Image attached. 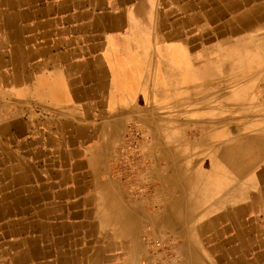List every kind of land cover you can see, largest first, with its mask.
<instances>
[{
	"label": "crops",
	"instance_id": "0c3cea01",
	"mask_svg": "<svg viewBox=\"0 0 264 264\" xmlns=\"http://www.w3.org/2000/svg\"><path fill=\"white\" fill-rule=\"evenodd\" d=\"M224 67L264 84V0H0V264H179L141 240L171 207L201 228L187 264H264V114L229 136Z\"/></svg>",
	"mask_w": 264,
	"mask_h": 264
},
{
	"label": "bare ground",
	"instance_id": "6f19581e",
	"mask_svg": "<svg viewBox=\"0 0 264 264\" xmlns=\"http://www.w3.org/2000/svg\"><path fill=\"white\" fill-rule=\"evenodd\" d=\"M207 1V0H206ZM247 1V0H246ZM231 3V2H230ZM239 3V2H238ZM242 4V3H241ZM232 5V4H230ZM224 8V7H223ZM236 8V6L234 7ZM227 9V8H226ZM231 9V8H230ZM242 9V8H240ZM221 11V10H219ZM221 15V14H220ZM225 16V15H224ZM218 17V16H217ZM236 18V17H234ZM233 19V18H232ZM233 21V20H232ZM228 25V24H227ZM30 27V26H29ZM230 27V26H229ZM223 30V29H222ZM223 34V32H222ZM228 35V34H227ZM195 40V39H194ZM195 42V41H194ZM189 44V43H188ZM192 46V45H191ZM213 54V53H212ZM211 54V55H212ZM215 58V57H214ZM216 61V60H215ZM217 62V61H216ZM215 62V63H216ZM214 63V62H213ZM219 66V65H218ZM187 90V89H186ZM188 91V90H187ZM186 91V92H187ZM200 95V94H199ZM198 95V96H199ZM196 96V95H195ZM204 96V95H203ZM211 97V96H209ZM197 99V98H195ZM194 100V99H193ZM208 113V112H207ZM203 114V113H202ZM206 114V113H204ZM209 114V113H208ZM231 128V127H230ZM254 139H252L253 142ZM257 144V142H256ZM220 145V144H219ZM223 145V144H222ZM218 147V146H217ZM216 147V148H217ZM240 147V146H239ZM238 147V148H239ZM215 148V147H214ZM231 149V148H230ZM250 149V146H249ZM214 150V149H213ZM220 150V149H219ZM237 150V149H236ZM239 150V149H238ZM215 151V150H214ZM221 151V150H220ZM230 151V150H229ZM237 152V151H236ZM235 152V153H236ZM222 153V151H221ZM224 154V153H223ZM237 154V153H236ZM220 155V154H219ZM241 155V154H240ZM227 156V155H226ZM229 156V155H228ZM237 156V155H235ZM244 156V155H243ZM242 157V156H241ZM216 158V157H215ZM231 158V157H230ZM233 159V157H232ZM229 160V159H228ZM244 160V159H242ZM224 161V160H223ZM202 162V161H201ZM225 162V161H224ZM240 162V161H238ZM244 163V162H243ZM249 163V162H248ZM235 164V163H234ZM242 164V163H241ZM246 164V163H245ZM243 164V165H245ZM251 164V163H250ZM230 165V164H229ZM246 166V165H245ZM232 167V166H231ZM236 167V166H235ZM240 167V166H239ZM243 167V166H242ZM234 168V167H232ZM241 169V168H240ZM237 172V171H236ZM263 172V170H262ZM246 173V172H245ZM261 173V172H260ZM256 174V173H255ZM262 174V173H261ZM237 175V174H236ZM235 175V176H236ZM249 175V174H248ZM247 175V176H248ZM257 175V174H256ZM251 176V175H250ZM249 176V177H250ZM238 178V177H237ZM235 181V179H233ZM246 180V179H245ZM264 180V179H263ZM236 182V181H235ZM244 182V181H242ZM60 183V182H59ZM260 183V182H259ZM254 184V183H253ZM241 185V184H240ZM245 186V185H244ZM246 187V186H245ZM262 187V186H261ZM260 188V187H259ZM249 189V188H247ZM229 191V190H228ZM233 191V188H232ZM250 192V191H249ZM255 192V191H254ZM263 192V191H262ZM230 193V192H229ZM228 193V194H229ZM233 194V193H232ZM242 194V193H241ZM231 196V195H230ZM234 196V195H233ZM250 196V195H249ZM234 203V202H233ZM246 203V202H245ZM168 205V204H167ZM166 205V206H167ZM248 205V204H247ZM177 206V205H176ZM117 208V207H115ZM228 208V207H227ZM252 208V207H251ZM170 210L166 212H160L155 215V224L153 230H147L143 235H142V241L144 242V245L147 247L148 253L152 254L151 257L153 260L159 261L158 258H160L159 252H158V247L160 246L161 243H166V246H169L170 241L168 239H164V242H161L159 239L162 238L163 233L167 234H173L174 240H176L173 244L172 249L175 251L174 254H178L180 256L181 262L179 264H187L189 262H195L197 258L199 257V254L196 250V245L200 244L203 242L204 239L200 238L199 231L201 228L194 222L192 218H188L184 215H180V212L178 211L175 212L176 208H169ZM250 213V212H249ZM155 214V213H154ZM252 214V212H251ZM121 216V217H120ZM118 217L114 218V225L115 227L113 228L114 231L117 234H121L123 231H121V225L124 223L125 218L122 216V214ZM3 217V216H2ZM47 220V219H46ZM254 220V219H253ZM204 221V220H203ZM40 222V221H39ZM129 222V221H128ZM205 222V221H204ZM48 223V222H46ZM207 223V222H206ZM261 223V222H260ZM45 224V223H44ZM202 224V223H201ZM254 224V223H253ZM127 225V223H126ZM42 226V224H41ZM47 228V227H46ZM234 228V227H233ZM40 229V228H39ZM38 229V230H39ZM49 229V228H48ZM111 229V228H110ZM213 229V228H211ZM146 230V229H145ZM42 231V230H41ZM52 231V230H51ZM211 231V230H210ZM40 232V231H39ZM212 232V231H211ZM223 233V232H222ZM244 233V232H243ZM226 234V233H225ZM207 235V234H206ZM92 236V235H91ZM134 232H130V239L127 241V243L130 244L131 241H133L131 244H134L135 246H138L140 249L142 248L141 241L138 239V241L133 238ZM169 236V235H168ZM219 236V235H218ZM206 237V236H205ZM223 237V236H222ZM55 238V237H54ZM166 238V237H165ZM44 239V238H43ZM109 239V238H108ZM107 238H103V249L100 251V254L104 258H111V256H114L112 253L115 252L116 254H119V248H115L112 244L107 242ZM157 240V241H152V240ZM261 239V238H260ZM52 240V239H51ZM163 240V239H162ZM213 240V239H212ZM209 241V240H208ZM172 242V241H171ZM211 243V240H210ZM219 243V242H218ZM224 243V242H223ZM262 245V244H261ZM52 246V245H51ZM123 246L125 250L128 248L129 245H126L123 243ZM119 247V246H117ZM259 247V246H258ZM210 248V247H209ZM251 248V247H250ZM165 249V247H164ZM260 249V248H259ZM160 250V249H159ZM45 251V250H44ZM252 251V250H251ZM62 252V251H61ZM73 252V251H72ZM161 252V251H160ZM135 254V253H134ZM172 254V252H171ZM44 255V254H43ZM47 255V254H46ZM52 255V254H51ZM166 255V254H165ZM198 255V257H197ZM49 256V255H48ZM146 257L149 258V255H145ZM162 256V255H161ZM170 256V255H168ZM247 257V256H246ZM75 258V257H74ZM156 258V259H155ZM67 259V258H66ZM134 259V258H132ZM62 260V258H61ZM63 261V260H62ZM68 262V261H67ZM167 263V262H166ZM128 264V263H127Z\"/></svg>",
	"mask_w": 264,
	"mask_h": 264
},
{
	"label": "rangeland",
	"instance_id": "374dc122",
	"mask_svg": "<svg viewBox=\"0 0 264 264\" xmlns=\"http://www.w3.org/2000/svg\"><path fill=\"white\" fill-rule=\"evenodd\" d=\"M226 70H227V67H224L223 69H221V71L219 70L220 71L219 73L210 76L212 79L211 82H213V83L219 82L218 84H220V85H234L233 87H230L229 89L224 90V94L227 95V97L229 98L227 103L229 105L230 110L232 111L230 114H231V125H232L233 129H231V131L229 132V136L235 135V137H236L239 134V137H242L243 135H246L247 130L250 131L251 129L249 127V124H248L247 128L246 127L241 128L242 127V120H241L242 117H240L239 114L234 113V110H236V111L240 110L244 106L246 108V111H247L245 114L247 115L246 119H248V121H254V120L258 119L260 114H264V84L260 85L257 82V85L256 84L250 85L249 81H248L249 80V75H248V79L246 78V81H248V83L246 82L247 86H245V88L243 90L241 88V86H239V85H244L245 76L243 74V69L242 68L241 69L236 68L235 71L237 73L235 75H233L232 77H230L226 73ZM233 74H234V71H233ZM231 79L234 81L230 82ZM242 92H244L245 96H246L243 103L238 102L236 100V98ZM244 118H245V116H244ZM177 127L179 128L178 124H177ZM236 128L238 129V132L236 130H234ZM253 129H256V126L253 127ZM197 130H199L198 122L196 123V122H194V120L188 121L187 129L184 132L185 142L193 141V142L197 143L199 141V137L195 134V132H197ZM123 136H124V134H123ZM213 139L214 138L210 137L209 141H211ZM146 140L147 139L142 141L140 149L142 148L143 143ZM123 144L124 145L122 146V148L125 147V138H124ZM122 155H123V159L121 162L123 163V165L126 168L130 169L131 171L136 169L139 154L137 153L136 156L130 157V156L126 155L124 152V149H122ZM155 156L157 158L158 153H156ZM164 239L165 240L168 239V241H170V244H169V246H166V243H161L160 246L158 247L160 249V250L158 249V252L170 255L169 257H174L175 254H174L172 247H173V244L176 240H174L173 234L163 233L162 238L159 240L161 242H164ZM157 240L153 239L152 241H157ZM164 247H165V249H164ZM171 252H172V254H171Z\"/></svg>",
	"mask_w": 264,
	"mask_h": 264
},
{
	"label": "built area",
	"instance_id": "2783aa9c",
	"mask_svg": "<svg viewBox=\"0 0 264 264\" xmlns=\"http://www.w3.org/2000/svg\"><path fill=\"white\" fill-rule=\"evenodd\" d=\"M124 138L127 140L124 152L126 155L133 157L136 156L140 150V144L146 139L145 132L136 124L128 123L125 128Z\"/></svg>",
	"mask_w": 264,
	"mask_h": 264
}]
</instances>
